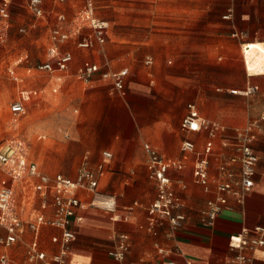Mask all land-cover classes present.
<instances>
[{"label":"crops","instance_id":"crops-1","mask_svg":"<svg viewBox=\"0 0 264 264\" xmlns=\"http://www.w3.org/2000/svg\"><path fill=\"white\" fill-rule=\"evenodd\" d=\"M10 1L14 3V0ZM27 1L25 7L29 11ZM65 1L55 0L57 4ZM82 3L83 0L80 7ZM44 4L45 0L42 2L44 15L38 18H46L48 14ZM198 7L208 8V5L184 0L183 4L172 8L173 20L169 24L173 33L168 38L167 52L171 53V58L167 60L173 65L170 68L163 60L164 50L159 46L152 54L144 56L143 65L134 64L130 68L113 69L104 47L96 42L89 48L76 45L87 51V58L79 61L78 55L67 46L72 40L76 44V37L59 44L61 50L72 53V60L66 69L47 71L37 68L47 57L34 66H28L25 75L15 76L21 87L13 100L18 99L23 91L30 94L36 91L25 100L24 113L30 104L46 99V88L50 84L53 86L50 92L60 93L64 100L72 97L70 111L76 116L68 126L69 131H63L68 140L58 138L47 147L43 153V164L33 161L39 171L50 176L59 173L75 178L85 162L98 179L95 192L77 191L78 196L88 204L79 209L82 220L70 224L75 237L64 264H184L187 260L225 264L237 253L230 247V239L244 227L251 229L264 225V121L252 129L256 136L252 148L257 155L252 187L244 199L238 201L235 191L239 189L240 164L231 162L229 170L232 176L222 178L232 187L222 193L227 201L212 224L204 222L202 212L207 201L216 200L220 192L216 183L203 186L196 183L193 176V165L199 152L210 154L211 177L220 175L214 165L216 160L237 155L233 145H223L222 139L233 138L237 131L244 129L264 110V73L246 72L240 53L234 71L222 69L225 72L223 82L210 78V85L217 91H225L223 98L231 105L223 112L208 106L205 94L201 93L209 86L207 79L195 81L191 70L195 60L199 61L201 68L207 69V64L212 62L213 47L218 49L225 39L233 44L244 40L251 42V48H264V28H261L264 27V0H231L227 8L232 7L233 14L228 19L223 18L227 8L213 18L209 13L195 16ZM59 12L65 14L63 9L53 12L56 19L53 27L58 23L56 14ZM19 30L24 32L25 28L20 27ZM233 31L240 32L241 38L233 37ZM50 32L47 52L51 43ZM220 48L223 49L222 45ZM260 52L256 51L257 54ZM146 57L152 58L151 64L145 62ZM222 58L221 53L216 57L218 61ZM85 62L100 66L89 82L79 79L77 74ZM123 68L127 69V74L122 92L100 78L106 70ZM40 77H46V81L37 86L41 82ZM160 79L171 85V93L152 87ZM194 88L195 93L192 92ZM188 103H194L205 119L219 124L220 129L215 136H209L205 130L189 131L181 126ZM42 137L44 135H38V139ZM184 140L194 143V151L182 150ZM144 143L150 144L163 158L181 163V167L172 164L167 170L173 192L178 198L175 212L184 215L181 225L176 228L166 218H160L154 226H149L147 208L156 198V184L149 176ZM103 151H109L111 156L104 158ZM4 177L5 174L0 171V179ZM35 182L36 177L28 181L23 194L17 198L22 220H26L30 211L39 208V199L32 185ZM91 201H94L93 205ZM106 201L112 202L113 206L106 207ZM45 214L51 216L52 210ZM4 234L5 229L0 226V238ZM120 234L126 236L128 248L124 259L118 261L108 251L116 247ZM60 236L61 229L58 227L44 223L33 230L24 224L10 247H4L0 241V255L6 254L13 261L23 264H40L38 259L28 260V251H43L49 257L58 251ZM53 237L58 241L54 242ZM250 254L254 258L253 264H264V244Z\"/></svg>","mask_w":264,"mask_h":264},{"label":"built area","instance_id":"built-area-1","mask_svg":"<svg viewBox=\"0 0 264 264\" xmlns=\"http://www.w3.org/2000/svg\"><path fill=\"white\" fill-rule=\"evenodd\" d=\"M64 1V0H59ZM43 0H28L29 11L36 17L44 15L42 6ZM97 0H83L82 6L77 10L72 21L66 22L64 13L56 14L58 23L51 29L50 46L48 58L46 61L37 65V68L51 71L55 68L64 70L72 60V53L69 50H61L59 44L68 41L71 38L78 37L76 45L81 48H89L93 42L104 47L107 40V31L109 21L100 17L96 11ZM10 0H0V40L4 39L10 18ZM233 14V8L228 7L223 18H230ZM67 25V26H64ZM22 30V29H21ZM82 35V37L80 36ZM233 37L241 38L238 31L232 32ZM251 42L240 41V48L244 67L248 73H264V59L261 60L260 69L253 70L255 55L250 51ZM147 64L152 63L151 57H146ZM100 66L97 63L85 62L78 71V78L89 82L91 75L98 71ZM127 69L118 71L106 70L101 73V80L110 83L112 87L122 92L124 77ZM252 90L249 89L247 92ZM31 94H36L34 91ZM30 93L23 91L18 99L10 104V110L14 115H20L25 112V100L29 98ZM264 121V110L256 119L251 121L244 129L237 131L233 138L224 137L223 145H233L237 150V155L225 160H216L214 163L216 169L220 172L219 176L211 177L209 174L210 165H212L209 153H197L193 165V176L196 183L203 186L214 182L220 192L216 200H208L206 208L203 210V220L206 224H212L216 215L226 204V197L222 193L231 190V184L223 180V176L230 177L232 172L229 170L231 162H239L240 178L237 181L239 189L235 191L238 201H242L252 187L254 182L255 165L257 155L253 151L252 141L255 139L254 127H259ZM181 126L189 131L205 130L209 136L216 135L220 126L216 122L209 121L200 115L194 103L187 104V112L183 116ZM182 150L185 152L194 151L195 145L191 140L182 142ZM144 148L148 154L149 176L156 184V198L147 208L149 226H154L160 218H166L173 228L181 225L184 215L175 212L178 207V198L173 192L171 180L167 175L168 168L173 164L181 167L180 162H174L163 158L155 148L150 144L144 143ZM104 158H109L111 153L103 151ZM0 171L6 177L0 179V226L5 229V234L0 238L4 247H10L18 238L23 225L36 230L41 224H49L61 229L60 246L57 252L51 256L43 251L31 249L27 253L29 261L38 259L40 264H64L66 256L71 248L72 240L75 237L74 231L70 228L71 222H80L82 215L79 209L85 208L87 202L83 201L77 194L80 189L95 192L98 186V179L88 169L84 162L75 178L67 177L62 174L47 175L41 173L35 162L28 158V145L22 139L10 140L0 148ZM36 177L33 185L35 195L39 199V208L33 209L27 215L26 220L19 216L18 196H21L25 190L26 183ZM90 204H94L91 201ZM108 208L113 203L104 202ZM131 207H129L130 209ZM52 210L51 216H46L45 212ZM57 242L58 239L53 237ZM264 244V225H256L253 228H242L239 233L230 239V247L237 250V253L225 264H253V256L250 254L256 248ZM128 244L126 236L120 234L116 247L110 249L108 254L115 260L124 259ZM0 264H23L13 261L6 254L0 255ZM170 264H176L170 262ZM184 264H202L187 260Z\"/></svg>","mask_w":264,"mask_h":264},{"label":"rangeland","instance_id":"rangeland-1","mask_svg":"<svg viewBox=\"0 0 264 264\" xmlns=\"http://www.w3.org/2000/svg\"><path fill=\"white\" fill-rule=\"evenodd\" d=\"M183 2L184 0H97V14L109 20V38L104 45V53L110 60L111 67L118 69L123 66L130 68L134 64L143 65L144 56L152 54L157 46L164 50L163 60L167 67H172V64L167 63L171 58V53L167 54L170 43L168 38L173 33L169 23L173 20L172 8ZM195 2L208 5V8L198 7L195 16L209 13L214 18L226 10L231 0ZM25 3L26 0H14L11 4L9 26L4 39L0 40V148L8 141L20 138L28 145L29 160L40 165L43 164L44 150L58 138H63V131H69L68 126L76 116L70 111L72 97L64 100L60 93L50 92L53 87L50 84L46 88L45 100L30 104L24 114L14 115L10 104L21 87L15 76L25 75L28 66H34L48 57V35L56 23L53 12L63 9L66 21L70 22L80 7L81 0H66L61 4H57L55 0H45L44 7L48 13L46 18L35 17L27 10ZM20 27H24L25 31L21 32ZM196 28L199 29V24ZM235 42L233 44L225 39L221 42L223 49L220 48L221 45L218 49L213 47L212 62L207 64V69L201 68L198 60L192 62L193 79H207L209 86L201 90V93L205 94L208 106L213 110L226 112L231 107L223 98L226 92L217 91L210 85V78L223 82L225 72L222 69L234 71L241 56L240 44ZM67 46L78 55L79 61L87 58V51L78 48L73 40ZM257 50L262 51L264 56V48L250 50L260 60L262 52L257 54ZM220 53L223 58L218 61L216 57ZM232 74L235 78L234 72ZM40 81L37 86L45 82L46 77H40ZM152 87L168 93L173 91L171 85L161 79L156 80ZM192 92H197L196 88ZM39 134L44 137L38 139ZM64 138L68 140V137Z\"/></svg>","mask_w":264,"mask_h":264},{"label":"bare ground","instance_id":"bare-ground-1","mask_svg":"<svg viewBox=\"0 0 264 264\" xmlns=\"http://www.w3.org/2000/svg\"><path fill=\"white\" fill-rule=\"evenodd\" d=\"M255 55V54H254ZM263 55V54H262ZM261 58H260V60H259V57L257 58L256 57V60H255V62H254V66H253V70H258L259 69V67H260V65H261Z\"/></svg>","mask_w":264,"mask_h":264}]
</instances>
